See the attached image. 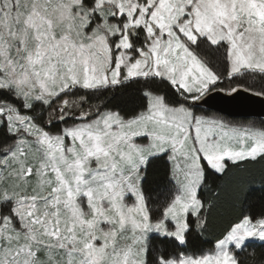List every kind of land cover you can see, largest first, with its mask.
<instances>
[{
	"label": "snow or ice",
	"instance_id": "6c2138e0",
	"mask_svg": "<svg viewBox=\"0 0 264 264\" xmlns=\"http://www.w3.org/2000/svg\"><path fill=\"white\" fill-rule=\"evenodd\" d=\"M247 76L264 0H0V264H264V206L199 243L264 184V124L198 111Z\"/></svg>",
	"mask_w": 264,
	"mask_h": 264
},
{
	"label": "trees",
	"instance_id": "16d2710c",
	"mask_svg": "<svg viewBox=\"0 0 264 264\" xmlns=\"http://www.w3.org/2000/svg\"><path fill=\"white\" fill-rule=\"evenodd\" d=\"M223 68L221 67V71ZM242 83L246 85H251L256 90H259L262 86H264V80H260L259 78L253 79L251 76H247L242 78ZM224 84V83H223ZM225 84L228 86V82L225 81ZM222 85V84H221ZM198 110L202 112L203 110L206 114H213L212 111L207 110L206 108L199 107ZM229 121H233L235 123H256L257 125L264 124V119H255V118H246V119H236L232 118ZM153 175L154 177H159L162 175L163 167L162 164H156L153 166ZM260 170L257 168L252 174L251 177H247L246 174H241L239 172L234 173V176L237 180H239L242 176L246 178H250L254 181L252 187L253 191L246 196H242L239 201H229L223 203L217 212L215 213L212 226L209 230V233L206 235L205 240L199 241V243L205 244L206 246H210L211 242L216 239L217 236L227 227L228 223L235 218L236 215L239 214L241 210L245 208H251L254 211H260L262 206H264V184L260 183ZM156 247H171L172 243L168 240L164 239H155L153 241Z\"/></svg>",
	"mask_w": 264,
	"mask_h": 264
},
{
	"label": "water",
	"instance_id": "95a60500",
	"mask_svg": "<svg viewBox=\"0 0 264 264\" xmlns=\"http://www.w3.org/2000/svg\"><path fill=\"white\" fill-rule=\"evenodd\" d=\"M199 105L230 118L264 119V97L256 96L251 92L241 91L231 96L224 92H214Z\"/></svg>",
	"mask_w": 264,
	"mask_h": 264
},
{
	"label": "rangeland",
	"instance_id": "374dc122",
	"mask_svg": "<svg viewBox=\"0 0 264 264\" xmlns=\"http://www.w3.org/2000/svg\"><path fill=\"white\" fill-rule=\"evenodd\" d=\"M220 87H227V85L225 84V82H224V84H222V85H220ZM199 107H201L200 105H199ZM204 108V107H203ZM199 112H200V110H198ZM202 112V114H206L203 110H201ZM208 115H220V114H218V113H215V112H213V114H208ZM220 116H223V115H220ZM225 119H227V120H229V119H232V118H230V117H227V116H223ZM233 122V121H232ZM256 124V123H255Z\"/></svg>",
	"mask_w": 264,
	"mask_h": 264
}]
</instances>
